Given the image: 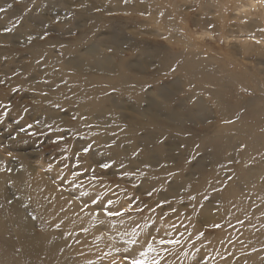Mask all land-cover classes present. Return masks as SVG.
I'll return each mask as SVG.
<instances>
[{"label": "rangeland", "instance_id": "1", "mask_svg": "<svg viewBox=\"0 0 264 264\" xmlns=\"http://www.w3.org/2000/svg\"><path fill=\"white\" fill-rule=\"evenodd\" d=\"M216 1L160 0L179 23L157 32L158 18L132 15L135 3L148 12L145 0H0V228L17 226L23 201L33 230L65 241L56 216L46 231L38 218L71 196L95 205L94 223L119 243L92 244L81 261L65 242L54 264H264V112L249 115L264 111V53L242 54L258 42L232 32L245 22L234 7L210 20L216 39H199L195 20ZM91 46L110 57L105 71L65 67L88 66ZM194 50L217 59L189 67ZM24 163L41 189L23 183ZM57 210L66 224L86 218ZM3 240L0 264H32Z\"/></svg>", "mask_w": 264, "mask_h": 264}, {"label": "bare ground", "instance_id": "2", "mask_svg": "<svg viewBox=\"0 0 264 264\" xmlns=\"http://www.w3.org/2000/svg\"><path fill=\"white\" fill-rule=\"evenodd\" d=\"M133 1H136V0H133ZM244 1L245 0H221L220 3L218 1H216L217 6L215 4H212V6H209L212 9V10H210V12H208L207 14L201 13L200 18L197 20H195V19L194 20L198 26L197 35L199 36V39H203V40L204 39L205 40L216 39V37L213 36L210 32V26L209 25H210V20H212V18L217 17L218 23L223 22V20L229 16L230 11L233 7L236 8L240 13H244L245 14L244 17L238 16V18L236 20H238V21H240V20L244 21L245 20V22L243 24L238 23V24L232 25V27L234 26L232 29V32H234L236 34H240V35L242 32H244L245 34H247V36L251 37L250 39L252 41L258 42L257 45L255 42L246 43L249 45V47L258 48L257 54L255 53V51L253 49L252 50L251 49L245 50V52L242 53V54H245V53H249V51H250L249 59H252V61L255 62V61H257L256 59H258L255 55H263V53H264V8L261 11V7L264 4V0H246L247 1L246 3H244ZM145 2H146L145 5L148 6V12L145 9V7L142 9L141 12H137V9H136L137 6L135 3V6L132 7V15L133 16L137 15L139 13H143V14H147L150 19L158 18L157 21L150 20V26L153 25L156 28L157 32H158V30H162V31L166 32L167 30H169L170 28H172L174 26L177 27L176 25L179 23V21L175 20L174 22H172L170 20V17H168L167 12L165 11L164 4H162V2H160V0H145ZM133 8H135V9H133ZM124 9L130 10L131 6H127ZM209 15H211L210 19H208ZM159 17H160V20H159ZM195 17L197 18V15ZM261 17H262V19H260ZM171 18H172V16H171ZM41 25H43V24H40V27H41ZM230 26H231V24L229 22L226 27H230ZM164 32L161 34V36L164 35ZM226 32L227 31L224 29L222 36L229 39L230 36L227 37ZM237 36L239 37V35H237ZM155 40H159V39H155ZM193 46L194 45L191 43L186 47H193ZM244 47H246V46H244ZM94 48H95L94 46H91V47H89V50H87L88 53L93 54L91 57L88 56V58H89L88 66L84 65V62L81 61V64L70 63L69 66L65 64V67L72 69L74 74L76 73L77 76H79L80 74L87 71V68H89L91 71H98V72L101 70L105 71L106 68L104 67V65H105V63L110 62L109 61L110 57L102 56L101 58H97V54L95 53L96 51ZM201 48H203V47H201ZM213 52H218V51L213 50ZM186 55H188V52H186ZM197 57L198 58L204 57L206 61H209V62L211 61V63H213V60L217 59L215 57V55L203 56V54L200 50L199 51L194 50L192 53V58H191V56H189L187 58V60L185 61V63H187V66L190 67L192 65V63H197V60H198V59L196 60ZM250 64L255 65L254 63H250ZM246 67L247 66L245 64H243V67H241V68L245 69ZM252 67L255 69V66H252ZM234 76H235V82L238 83L240 76L238 74H234ZM210 78H211V76L207 77V79H210ZM256 83H257V85H261V91H264L263 83L262 82H256ZM130 88H132V87H130ZM251 99L257 100L258 97L255 96V94H253ZM196 105L202 106L200 101H198ZM112 107H113V105H112ZM231 108L232 107H229V108H227V110H229ZM100 109L103 110V108H100ZM262 109H263L262 107H253L250 109L249 115L257 117V115H261L264 112V111H262ZM198 111H200V110H198ZM119 114H120V112H119ZM205 116H207V115H205ZM23 172L24 173H23V179L22 180H23L24 184L27 183V185L29 187V192H31L32 190L41 189L42 186H41L40 181H39L40 178H33L32 169H30V167L26 163H24V165H23ZM4 179H5V174H1V172H0V206L1 207L7 205L6 191H5V180ZM33 179L35 182L34 184L32 183ZM64 195H66V194H64ZM33 196L37 199L39 198V196L37 194H35ZM33 196H31V197H33ZM34 197H33L34 201L37 202ZM65 202H67L68 205H65V204L63 205L62 203H58V204L56 203L54 206L53 214L51 213L52 210H50V212H46V211H44L43 207H41V208L37 207V209L40 210L39 212L41 214L43 211L45 212V214L42 216V218H38L39 224H40V229L42 231H46L47 230L46 227H48V221L50 220V218L56 216L57 222L63 224L65 227V237H66L65 241H63L64 236H61L60 234L58 235L57 238L54 237V239H51L56 233L55 228H50L49 231H46V232L41 233V234L38 233V231L33 230V225L27 223L24 219L23 214H21V212L23 210V205L25 206V202H23V201L19 202L15 208L17 210V212L15 214L17 226H15L13 228H8L4 224H2V227L0 228V237L6 241H10V243H11V241L15 242L16 245L14 244V247L17 246L18 249L21 250V252L27 257V259H30L32 264H54L55 261L59 260V258L57 257V255H59L58 249H60L62 247L61 244L64 245L65 242L67 244H69V243L71 244L70 245L71 250H69L68 252L78 253L79 254V260H81V261L88 260V259L94 257V255L90 251L92 246H93L92 244L102 243V245L105 246V249H107L108 243L110 244V241L108 238H111L115 242L119 243V241L115 239L117 237H114L109 232H106V231L102 232L103 229L98 227V225H96L94 223V218L91 217L92 213H93V215L95 214L96 216H99L101 214L100 210L97 209V207L95 205L94 206H86L85 202H82V200H79L77 198H73L71 196H66ZM73 204L77 205L79 210L74 208ZM36 205H38V204H36ZM57 208H59V209L66 208V210H64L66 216H70V214H76V211L82 212L86 216V218L81 217L83 219L84 223L66 224V222H64L62 220L61 214L57 210ZM80 210H82V211H80ZM51 214H52V216H51ZM47 216H49V217H47ZM58 216H60V217L57 218ZM56 219H54L53 223H56ZM77 225H79V226H77ZM79 230H81V232H82V233H80L81 235L76 234ZM94 236L98 238V241H87L89 238L91 239V237H94ZM59 239H61V240H59ZM91 240H93V239H91ZM7 245H8V243H7ZM10 245H12V244H9L8 246H10ZM57 246H59V247L57 248ZM10 249H12V248H10ZM19 250H17V251H19ZM18 253H20V252H18ZM3 255H5V254L3 253ZM103 256H108V255L105 253V254H103ZM116 256H114V257H116ZM26 257L24 258V260L26 259ZM114 257H113V259H114ZM4 258H5V256H4ZM122 259L123 258H121L120 261ZM129 260L127 263H130ZM59 264H61V263H59Z\"/></svg>", "mask_w": 264, "mask_h": 264}, {"label": "snow or ice", "instance_id": "3", "mask_svg": "<svg viewBox=\"0 0 264 264\" xmlns=\"http://www.w3.org/2000/svg\"><path fill=\"white\" fill-rule=\"evenodd\" d=\"M135 264H139V262H135Z\"/></svg>", "mask_w": 264, "mask_h": 264}]
</instances>
